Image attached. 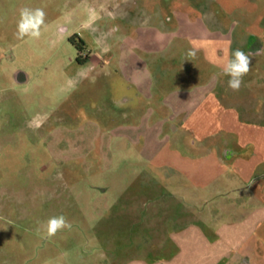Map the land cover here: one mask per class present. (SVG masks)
<instances>
[{
  "label": "rangeland",
  "instance_id": "rangeland-1",
  "mask_svg": "<svg viewBox=\"0 0 264 264\" xmlns=\"http://www.w3.org/2000/svg\"><path fill=\"white\" fill-rule=\"evenodd\" d=\"M118 1L124 7L118 8ZM142 4L152 29L140 30L134 22ZM24 7L46 13L37 40L16 38ZM158 31L168 34V42L158 40ZM128 32L141 41V55L142 49H168L150 65L172 70V79L169 71L165 75L172 85L214 78L225 92L229 78L222 65L231 52L240 48L252 57L251 70L234 91V107L222 106L219 116L203 119L211 131L230 129L240 134L235 143L251 145L245 148L254 153L250 159L226 167L241 176L243 187L264 195V0H0V264H217L223 250L213 248L208 228L202 238L193 230L179 233L182 222L174 225V220L190 221L181 217L186 208L179 194L185 188L172 179L157 184L139 148L123 153L121 140L108 134L121 122L107 118L106 81L91 84L94 71L77 62L82 45L70 41L76 34L85 42L82 55H99L106 40L98 38ZM249 37L260 44L259 54L245 50ZM115 38L108 41L113 47ZM190 49L195 57L187 55ZM252 112L256 117L247 119ZM205 171L220 170L204 165L200 172ZM225 193L221 202L227 204L234 195ZM205 195L200 192L201 199ZM215 201L208 202L210 214H218ZM61 214L72 228L43 239L37 228ZM236 220L227 213L208 224L228 227ZM231 245L218 264H238L239 252L264 264V209L256 211L255 221L237 226Z\"/></svg>",
  "mask_w": 264,
  "mask_h": 264
},
{
  "label": "crops",
  "instance_id": "crops-1",
  "mask_svg": "<svg viewBox=\"0 0 264 264\" xmlns=\"http://www.w3.org/2000/svg\"><path fill=\"white\" fill-rule=\"evenodd\" d=\"M115 5L122 8L125 3L118 1ZM143 5L138 6L141 18L134 22L140 23V30L152 29L149 11ZM127 21L131 22V19ZM159 21L163 25L165 18L164 20L160 18ZM155 36L161 42H168V34L158 31L155 32ZM114 38L115 36L98 38L97 42L106 40V45L98 43L102 45L101 53L99 55L92 53L89 60L81 66L84 68L89 65L90 71H94L92 85L105 80L104 84L108 86L106 103L110 111L107 118L109 121L121 122L112 125L108 134L121 140L123 153H129L132 146L139 148V154L145 160L146 168L153 170L157 184L161 185L164 180L172 179L185 188V193L179 194L186 208L185 214L181 217L185 216L190 221L185 223L181 219L174 220V225L182 222L181 226L184 227L179 233L193 230L202 238L207 237L205 229L208 228L215 240L213 248L223 250L217 259V264L221 263L228 256L229 252L226 250L234 248L231 239L237 226L249 220L255 221L256 211L264 209L262 191L243 187L241 176L233 174L232 170L226 167L230 161L250 159L254 153H246L245 148L250 149L251 145H241L240 141L235 143L234 139L240 138V134L230 129L211 131L208 127L209 121L203 119V115L210 113L219 116L218 111L222 106L234 107L235 92L228 87L229 90L225 92L219 91L222 87L221 82L214 78L193 84H179L176 81V85H172L167 77L165 79L169 71L167 67L150 65L154 64L157 56L169 52L167 48L142 49L141 55L137 49L142 43L136 42L134 34L128 32L127 36L115 38L118 43L116 47L108 43L109 39L114 41ZM170 72L172 70L168 73ZM169 76L172 79L171 73ZM173 78H178V72L173 71ZM256 114L257 112H252L246 118L253 119ZM165 153L167 156L160 161L159 158ZM195 162L200 163L202 167L197 170ZM211 164L217 166L219 173L211 175L205 171L204 175L200 172L204 165L212 166ZM223 168L225 172L222 171ZM167 184L170 182L166 181ZM236 185L239 187L235 188ZM229 190L234 196L224 204L221 202V196L228 194L225 192ZM201 191H205V199H201ZM246 191L249 192L247 194L249 196L245 195ZM212 199L219 200L213 204L215 206L213 209L218 214L209 212L208 202ZM227 213L237 217L235 226L230 224L227 227L226 223H223L214 227L208 224ZM212 218L217 219L214 221ZM200 225L206 227L201 228ZM225 227L226 232L223 230ZM173 243L178 244L176 239ZM245 243L238 248L239 251L243 249ZM246 255L238 253V264H253L252 259Z\"/></svg>",
  "mask_w": 264,
  "mask_h": 264
},
{
  "label": "clouds",
  "instance_id": "clouds-1",
  "mask_svg": "<svg viewBox=\"0 0 264 264\" xmlns=\"http://www.w3.org/2000/svg\"><path fill=\"white\" fill-rule=\"evenodd\" d=\"M45 18L46 13L43 8H21L19 20L17 21L16 38L21 40L26 37L31 40L39 39L42 28L46 27ZM187 55L189 57H195L196 50L190 49ZM251 65L252 57L242 49L237 48L231 52L230 58L222 65L223 75L229 78L227 87L232 91H239L243 83V77L249 73ZM69 84L72 85L73 82L70 81ZM71 228V223L61 214L48 218L37 228V232L41 233L42 231L43 239H51L58 232Z\"/></svg>",
  "mask_w": 264,
  "mask_h": 264
},
{
  "label": "flooded vegetation",
  "instance_id": "flooded-vegetation-1",
  "mask_svg": "<svg viewBox=\"0 0 264 264\" xmlns=\"http://www.w3.org/2000/svg\"><path fill=\"white\" fill-rule=\"evenodd\" d=\"M64 29H61V31H63ZM72 40L73 43H77L79 42L82 46H84L85 42L82 40V38L78 37L76 34H73L72 36H70V41ZM82 46L78 45V49L81 52V57L86 59L87 61L89 60V57L91 56L92 52L86 53L85 55H82V53L84 52V48ZM245 50L251 54H259L261 52V46L260 44L254 39V37H249L246 40L245 43ZM86 61V62H87Z\"/></svg>",
  "mask_w": 264,
  "mask_h": 264
},
{
  "label": "trees",
  "instance_id": "trees-1",
  "mask_svg": "<svg viewBox=\"0 0 264 264\" xmlns=\"http://www.w3.org/2000/svg\"><path fill=\"white\" fill-rule=\"evenodd\" d=\"M71 41H72V40H71ZM86 61H87V60L84 59V58H82L81 56H79V57L77 58V62H78L79 64H81V65H83Z\"/></svg>",
  "mask_w": 264,
  "mask_h": 264
}]
</instances>
